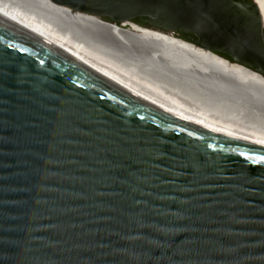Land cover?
I'll list each match as a JSON object with an SVG mask.
<instances>
[{
    "label": "water",
    "instance_id": "1",
    "mask_svg": "<svg viewBox=\"0 0 264 264\" xmlns=\"http://www.w3.org/2000/svg\"><path fill=\"white\" fill-rule=\"evenodd\" d=\"M52 1L264 75L257 0ZM260 155L0 13V264H264Z\"/></svg>",
    "mask_w": 264,
    "mask_h": 264
},
{
    "label": "bare ground",
    "instance_id": "2",
    "mask_svg": "<svg viewBox=\"0 0 264 264\" xmlns=\"http://www.w3.org/2000/svg\"><path fill=\"white\" fill-rule=\"evenodd\" d=\"M258 5L264 21V2ZM0 13L154 104L264 141L257 71L130 20L114 24L52 0H0Z\"/></svg>",
    "mask_w": 264,
    "mask_h": 264
},
{
    "label": "snow or ice",
    "instance_id": "3",
    "mask_svg": "<svg viewBox=\"0 0 264 264\" xmlns=\"http://www.w3.org/2000/svg\"><path fill=\"white\" fill-rule=\"evenodd\" d=\"M259 2H264V0H258ZM43 63V61H41ZM258 143L264 144V141H258ZM241 155H244L243 153ZM248 159L253 160L254 163H264V155L257 156L253 159V157L249 156Z\"/></svg>",
    "mask_w": 264,
    "mask_h": 264
},
{
    "label": "flooded vegetation",
    "instance_id": "4",
    "mask_svg": "<svg viewBox=\"0 0 264 264\" xmlns=\"http://www.w3.org/2000/svg\"><path fill=\"white\" fill-rule=\"evenodd\" d=\"M236 1H238V2H252L254 0H236Z\"/></svg>",
    "mask_w": 264,
    "mask_h": 264
}]
</instances>
